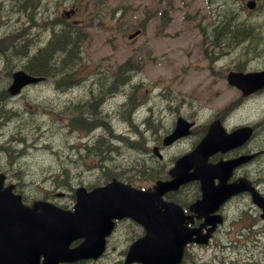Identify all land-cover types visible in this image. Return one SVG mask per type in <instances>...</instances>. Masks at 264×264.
<instances>
[{
	"label": "rangeland",
	"instance_id": "1",
	"mask_svg": "<svg viewBox=\"0 0 264 264\" xmlns=\"http://www.w3.org/2000/svg\"><path fill=\"white\" fill-rule=\"evenodd\" d=\"M79 1L86 6L84 15L89 10L91 16L86 19L88 24L83 28L87 39L80 40L75 54L80 59L78 68L87 66L89 68L82 69L80 76L74 77L88 79L86 83L63 92L55 90L57 87L52 83L43 82L24 88L20 95L8 96L6 100L0 101V169L6 171L11 181L20 184L21 192L27 198L47 195L69 206L74 188L80 184L89 186L101 183L107 176L115 174L137 186H147L153 179L149 176H140L134 167L137 169V163L143 160L153 163L152 158L138 148L144 137L146 140L152 139L156 130L142 133L138 130L140 124L137 118L134 122L137 128H133L129 121H117L109 114L113 107L112 102L101 103L103 105L99 106L96 115H87L85 106L81 103H78L79 107L72 112V107L77 105L76 102L90 98L88 93L93 87L92 78L99 77L97 75L101 73V69L104 71L115 69L118 64L130 57L133 65L140 62L142 66L136 77L132 78L133 82L135 78L142 80L144 88L148 89L150 95L159 88L166 96L173 95L175 90L167 87L172 69L174 67L193 69L189 65L192 62L197 63V59H194L198 56L196 50L187 51L193 41L191 37L196 34V26L202 21V26L206 24L212 28L230 6L229 2L235 0H214L213 5L210 3V13L204 0ZM238 1L244 4L246 0ZM26 3L0 0V89L10 83H6L7 73L21 68V64L30 67L31 55L27 52L25 55L22 54L24 46L33 44L36 35L42 37L45 35L41 29L33 33V38L29 35V28H25L27 25L23 23L24 17L17 13L18 8L24 7L25 10ZM14 7L16 8L12 11ZM163 7L166 13L160 17L158 12ZM114 13L121 15L116 16ZM238 16L250 21L252 18L261 21L264 19V13L259 10L252 12L243 9ZM136 28L141 29L138 36L127 40V34ZM203 32L202 29V36ZM11 39H14V43H11ZM218 44L220 49L226 48L228 52L213 65L216 67L219 64H232L234 61L231 54L232 46L222 39ZM256 47L257 43L254 42L251 53ZM66 48L67 45L62 42L57 45L60 52H64ZM195 48L197 49L196 45ZM207 49L216 52L218 47L209 43ZM38 50L39 48H34L32 52ZM49 50H45L44 60L48 58ZM138 52L141 59L137 58ZM234 54L237 55V52ZM63 55L60 54V57ZM5 56L9 57L8 60ZM172 58L175 59V63ZM202 58V62L206 63L203 55ZM47 61L48 63H43L46 68L50 65L49 60ZM249 61L255 65L261 64L264 62V54L250 56ZM44 71L39 70L41 73ZM158 73L162 76L153 82ZM193 74L192 71L188 72V82L184 84L186 88L198 86L196 76ZM209 83H215L218 87L219 77L213 82L212 78L202 71V84ZM219 89L220 91L202 89V99H207L206 101L212 103L213 107L234 100L235 105L230 119L256 123L258 126L257 134L254 136L255 142L258 143L256 146H263L264 144L260 143L264 142V92L242 100L236 92L225 87L224 83ZM192 90L200 95L195 89L183 91V95L192 98L193 104L196 105V98L193 97V92H190ZM209 94L210 97L207 96ZM104 98L105 96L102 97ZM158 100L160 104L166 102L161 95H158ZM12 112L19 113L21 117L12 116ZM72 114L76 119L81 118L85 121L87 126L74 123L69 130L67 123L73 117ZM166 119V112L161 107L156 108L151 125L157 128L159 123L165 124ZM142 169L152 175L157 173V168L150 165H143ZM60 192L64 193V196L56 197L55 194ZM128 229L130 228H127L126 222L121 223L110 237L106 252L96 261L80 264H122L123 248L131 237ZM209 253L211 250L208 248L205 254ZM198 255L196 261L202 264V250H198Z\"/></svg>",
	"mask_w": 264,
	"mask_h": 264
},
{
	"label": "water",
	"instance_id": "2",
	"mask_svg": "<svg viewBox=\"0 0 264 264\" xmlns=\"http://www.w3.org/2000/svg\"><path fill=\"white\" fill-rule=\"evenodd\" d=\"M247 3L249 6L253 5L250 1ZM258 74L264 75V73ZM12 76V83L9 87L12 93L17 92L23 84L36 80L35 77L26 75L22 70L13 72ZM242 77L248 78L247 75ZM239 80L240 78L236 81ZM194 176L199 177V174ZM165 185H168L167 182H159L156 191L162 192V190L167 188ZM10 188L11 186H6L0 190V264H38L37 257L40 252H43L48 260L55 258L70 260L88 256L95 257L101 252L104 242L103 237L111 228L109 220L113 216V212L104 216L107 223L105 222L106 227L101 229L102 226L97 221V210L94 209L92 214V210L87 207L88 202L96 191L86 193L84 188H78L76 193L80 204L77 211L75 213L65 211V214L60 216L56 213V208L52 206H42L39 214H34L36 212L35 208L40 206L39 203L35 205V208H27L19 204L17 197L16 201L7 202L5 196L10 195ZM109 190L116 192V196L110 200L112 204H116L114 209L120 210L119 208H121L124 210V214L136 215V210L130 206L129 201H132L131 205L135 206V204L140 203L141 198L143 209L147 210V205L154 196L153 193L136 191L129 189L127 185L117 183L109 184L104 189V191ZM5 212L15 213L16 216ZM73 216L77 217L73 218ZM92 219L94 220L95 228L100 226L93 232L88 226V222ZM148 235H152V233ZM77 236H84V240L77 247L70 248L68 246L70 241ZM164 241L157 242V245L154 242L151 246L145 244V239L134 242L129 248L127 261L140 259L145 262L146 255L154 253V255L160 256V250L163 249H167V253H169L170 248L167 247L168 244ZM141 245L144 246L141 247ZM156 260L148 259L146 261L149 264H173L169 256H167V259L161 260L162 262H156Z\"/></svg>",
	"mask_w": 264,
	"mask_h": 264
},
{
	"label": "flooded vegetation",
	"instance_id": "3",
	"mask_svg": "<svg viewBox=\"0 0 264 264\" xmlns=\"http://www.w3.org/2000/svg\"><path fill=\"white\" fill-rule=\"evenodd\" d=\"M26 2L24 10L26 19L25 23L27 28L31 29L33 32L41 29V23H48L50 26L55 27L54 29L51 27L48 28L49 35L51 36L56 29L57 24L63 25L65 23L67 26L70 25L71 28H73L78 22V18H76L75 15H77V8L79 5L78 3H75L74 0H26ZM63 15H65V18H63ZM44 41V37L36 35L35 42L28 45V50L31 51L33 48H38L36 44H41ZM260 48H264V45L258 47V49ZM199 106L201 114L200 121L193 126L192 133L198 125L199 136L202 137L206 132L208 124L207 122H202V86ZM214 113V118H219L227 130L234 127H231L233 122L229 121L230 111L228 106L218 109ZM178 115L190 118L187 113H175L171 118L170 128ZM251 126L252 133L248 139L241 144L230 148L224 153L218 152L209 159L210 161H216L220 158H229L240 154L251 153L252 156L246 162L236 166L232 170L228 181H232L239 176H244L249 180L250 185L259 193V195L264 198V145L256 146L258 143L255 142L254 136L257 134L258 126L256 123L251 124ZM167 132L168 131L159 133V131L156 130L152 139L146 141V145L151 147L150 155L153 163L162 168H166V170L172 165L175 157L185 151L179 150L185 148V143L188 144V149L190 147V141L188 139L190 136L178 138L169 144H165L163 136ZM260 144H264V142ZM214 182H217V178H214ZM177 194H180V192H177ZM199 195L200 192L198 190V194L195 198L199 197ZM190 202L191 201L188 200L180 202L184 212L188 216L192 215L183 221V223L188 226H199L202 224V228H205L207 226L205 218L213 214H219L220 221L215 224V234L221 235L226 239L237 234L243 237L247 235V239L254 235H264V217H262V214H264V206H260L252 201L251 192L249 190L232 194L225 201L217 205L213 211L207 210V212H203L202 210V216L199 217L188 210V204ZM241 247L242 248L237 247V249L235 248L232 251L240 264H264V244L253 247L251 242H247L246 244H242Z\"/></svg>",
	"mask_w": 264,
	"mask_h": 264
},
{
	"label": "trees",
	"instance_id": "4",
	"mask_svg": "<svg viewBox=\"0 0 264 264\" xmlns=\"http://www.w3.org/2000/svg\"><path fill=\"white\" fill-rule=\"evenodd\" d=\"M234 14L230 13L229 11H226L225 14H224V17L226 18H223L222 21L220 22V25H217L216 27V30H218L219 32V36L221 37H233V38H239V37H245L246 34H248L249 36L252 35L251 31L247 33V31L244 29L243 27V23L242 22H235L237 20V17L232 16ZM216 33V32H215ZM237 41H239L240 39H235ZM234 41V40H233ZM62 44H66V42H62ZM53 49H55V47H53ZM44 55L43 54L41 57H39L38 59L40 60H32V63L36 66H38V63H39V66H38V70L40 69H44L46 72H48L50 75L53 74L54 72L55 73H58V71H61V73L63 74V76L66 74V67H70L69 65V58H67L65 55H63L62 57V60H58V59H52L53 61H51L50 57H48L47 59H43L44 58ZM69 57V56H68ZM49 60V64L48 65L49 67H45L43 64L44 62L48 63ZM30 61V59H29ZM60 66H62L63 68L58 70L60 68ZM5 96V95H4ZM0 101H3V97H1V93H0ZM93 108V107H92ZM91 114H96L95 112V109H92L91 111ZM76 120V122L74 123H78V125L80 126H84L86 124L85 121H83L81 118L80 119H76L74 117V119H72V121Z\"/></svg>",
	"mask_w": 264,
	"mask_h": 264
},
{
	"label": "bare ground",
	"instance_id": "5",
	"mask_svg": "<svg viewBox=\"0 0 264 264\" xmlns=\"http://www.w3.org/2000/svg\"><path fill=\"white\" fill-rule=\"evenodd\" d=\"M82 142V141H81Z\"/></svg>",
	"mask_w": 264,
	"mask_h": 264
}]
</instances>
